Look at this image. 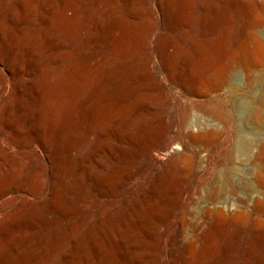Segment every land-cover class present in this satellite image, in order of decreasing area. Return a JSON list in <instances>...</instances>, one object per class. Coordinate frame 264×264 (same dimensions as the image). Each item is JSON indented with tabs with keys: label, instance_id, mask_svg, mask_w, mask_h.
Segmentation results:
<instances>
[{
	"label": "rangeland",
	"instance_id": "374dc122",
	"mask_svg": "<svg viewBox=\"0 0 264 264\" xmlns=\"http://www.w3.org/2000/svg\"><path fill=\"white\" fill-rule=\"evenodd\" d=\"M109 1L117 4L115 11L102 10L99 4L102 0H27L22 11L26 46L34 36L38 37L37 45L41 46L45 34L56 37V42H60V37L71 41L79 39L82 33L94 31L90 20L95 17L109 18L110 22L101 31L104 41L88 45L75 59H71L74 46L57 44L40 53L34 65L38 80L48 86L49 95L46 96L48 104L43 107L38 120L39 129L32 133L29 122L22 119L25 110L19 112L17 128H7L3 132L0 161H10V157H15L27 164L31 171L25 187L30 190L41 187L42 194L47 192L51 181L50 161H58L61 167H68L69 171L66 170L63 176L69 188H60L56 206L43 208L37 228L39 231H52L72 223L75 229L71 238L83 241L78 252L83 263L82 258L90 249L88 236L96 216L125 204L129 192L138 194L147 172L152 176L158 169L166 172L176 167L178 171H174L172 180L175 190L170 201H166L165 196L169 193L164 190L159 196L161 204L140 207L141 216L130 230L120 225L115 232L117 239L122 235L129 236L130 246L127 243L125 256L136 258L146 248L150 254L159 257L157 264H171L169 240L178 224H199L206 231L214 223L213 217L219 213L222 219L227 220L219 228V234L214 233L209 240L206 237V241L191 244L187 256L196 262L197 259L220 254L224 235L233 241L226 255L242 264L247 259L245 240L254 237L252 226L255 218L264 219L253 207L255 193L250 186L255 181L252 162L264 161V19L253 28L254 35L240 41L238 47L230 41L223 42L220 48L215 47L214 67L223 71L217 90H213L207 82L210 80L206 79L204 86L193 87L196 91H191V80L186 73L177 78V72L183 55L190 52L197 42L202 44L203 29L193 24V20L201 14V3L208 0H176L171 12L165 9L164 4L160 10L157 0H150V9H145L140 18L134 8L129 12L125 10L126 0ZM221 4L222 8L215 17L218 23L223 24V20L232 15L233 2L227 0ZM169 13L178 20L175 30L167 28ZM220 32L221 28L216 29L217 35ZM162 39H166L168 46L165 53L160 54L158 49ZM24 42L20 40L19 44ZM69 48L71 53L67 58L64 51H69ZM242 51L249 54L247 63L239 60ZM47 52L54 56L47 55ZM59 52L63 55L59 56ZM96 52L100 56L94 60L92 56ZM19 53L25 55V67L31 70L29 50H19ZM139 57L152 59L151 75L158 74L161 84L156 90L170 107L164 118L167 125L159 132L141 126L142 116L151 111L157 91L145 89L139 76L132 80L124 75L118 80V86L125 83L129 86L123 97L114 103L108 101L103 104L105 101L100 103L95 98L94 102L82 103L102 67L122 61L120 67L124 71H139L140 66L135 62ZM107 94L113 97L114 91L109 90ZM139 99H142L140 106L137 105ZM89 104L94 107H89ZM244 105L249 107L247 111L242 110ZM66 113L69 122L74 123L71 128L61 132L52 128L46 130L50 115L56 125ZM115 113L118 117L113 120ZM193 119H197L194 132L201 133L202 139L196 144L179 142L180 122ZM34 135L39 137L41 144H37ZM19 140L23 141L19 143ZM176 142H179L178 149L173 148ZM40 168L42 175L36 170ZM130 172L133 174L124 179ZM99 176H103L105 182L92 187L91 179ZM19 177V171L12 167L3 174L6 181L17 182ZM8 202L6 196L0 201V206ZM158 206L162 207V213L152 219ZM63 209L67 212L64 213ZM149 223L154 225L150 231L146 229ZM26 229L20 228L13 233H22ZM211 240L215 245L210 247L208 242ZM103 245L108 247L107 240ZM32 250L24 252L28 264L33 260L30 259ZM48 250L47 241L43 250L36 249L37 264H48ZM263 250L264 244L257 247L258 253L262 254ZM111 252L116 253V249Z\"/></svg>",
	"mask_w": 264,
	"mask_h": 264
},
{
	"label": "bare ground",
	"instance_id": "6f19581e",
	"mask_svg": "<svg viewBox=\"0 0 264 264\" xmlns=\"http://www.w3.org/2000/svg\"><path fill=\"white\" fill-rule=\"evenodd\" d=\"M107 1L109 0H102V2H99L102 10L115 11L117 4L114 1H109L110 3ZM175 1L176 0H157V4H159L158 8L162 10V4H164L166 6L165 9L171 12L170 10L173 9ZM220 1L221 0H208L206 3L202 2L201 7L203 8L201 14H199L197 20H193V24L196 23V25L202 27L204 39L202 44H199V42H197L196 45L193 44V49L183 55L177 72V78H180L182 73H186L187 77L191 80V91H194L196 87L204 86L203 82L206 79L210 80L207 81L209 86L213 90H217L223 71H218L215 69L216 67H214L215 56L217 55L215 47L218 46L217 48H220L221 46L219 47V45L226 41L233 42V45L238 47L240 41H244L247 36L251 37L254 35L253 28L264 19V0H232L233 10H231L232 13L230 12L232 15L230 18L224 19L223 24H220L215 15L222 8V1L224 2L227 0H222L219 4ZM26 2L27 0H0V142L3 140V132L5 129L9 128L12 130L17 128L16 120L19 116V112L22 110H25L22 119H24L25 122H29L30 131L35 133L39 129L38 120L43 107L48 104L46 96L49 95L48 86H45V83L42 84L39 82V74L34 65L40 53L45 50L49 51L52 49L53 45L55 46L57 44H61L65 47L74 46L72 52L73 57L71 59H75L77 55L83 54V50L88 48V45H98L100 42L104 41V35L101 31L110 22L109 18L95 17L90 20V25L94 31L84 33L80 31L82 34L80 36L78 35L79 39H72L71 41L66 37H60V42H56L58 40L56 37L54 38L53 36L45 34L41 46L40 44L37 45V36H34L26 46L23 35L24 17L22 16V11L25 8ZM126 4L128 5H126L125 10L129 12L134 8L138 12L139 18L142 17L140 15L143 14L145 9H150V0H126ZM167 20L168 29H177L179 23L174 14L170 15L169 13ZM218 28H221V32L217 35L216 29ZM20 40L24 43L19 44ZM167 46L168 42L166 39H162L158 52L160 54L165 53ZM19 50H29L30 58L28 62L31 65V70L28 71L26 69L25 55L19 53ZM47 53V55L54 56L52 52ZM64 53L66 54L65 57H70V48L69 51L66 50ZM58 55L62 56L63 52H59ZM222 55L224 56L225 54L222 52ZM55 56L57 55L55 54ZM99 56L100 53L96 52L93 54L92 58L96 60ZM160 56L163 58L162 55ZM239 58L240 61H245L247 63L246 59H249L248 52L242 51ZM135 62H138L140 66L139 71H124L122 67H120L123 64L122 61H117L106 67H102L98 72L97 80L94 82L93 88L85 95L84 99H82V103L84 101L94 102V98L100 103L105 101L103 104L108 101L114 103L115 100L122 98L129 84L125 83L124 85L118 86L117 83L124 75L132 80H135L136 77L139 76L142 80L141 84L145 89L154 90L155 92L157 88L160 89L161 84L158 74L151 75L150 72V66L153 63L152 59H142L139 57V60L137 58ZM182 84L184 85V83ZM231 88L232 87H230V91H232ZM109 90L114 91L113 97H111V95L108 96L107 92ZM155 94L156 96L151 107L152 109L150 112L143 114L141 126L148 127L150 130L153 129L154 132H159L167 125L164 118L169 112L170 107H168L163 98H160V93L158 91ZM141 100L142 99L138 100V106L142 103ZM91 106L89 104V107ZM248 108L247 105H244L242 110L247 111ZM87 112L89 113L90 110ZM52 113L55 114L54 111ZM67 115L68 113H66L63 119L58 121L56 125H54L55 119L50 115L45 124L46 130L49 131V129L52 128L55 132H61L71 128L74 123L71 124L69 122ZM117 117L118 115L116 113L112 115L113 120ZM193 120L194 121L183 120L180 122L179 132H181V137L179 142L183 141L189 144H196L202 139L203 135L201 133L194 132L197 129V119ZM102 134H105V132L102 131ZM34 138L37 144H41L39 137L34 135ZM22 141L23 140H19V143ZM179 142H176L173 148L178 149ZM1 154L2 148L0 143V155ZM9 160L10 161H0V201L6 196L9 201L8 204L0 206V264H10L12 260V264H28V259L25 260L26 256L24 254L27 249L28 251L33 249L30 256V259H33L31 264H37L36 249L38 248L39 251L43 250L46 241L49 246L48 264L158 263L159 257L150 254L146 248L144 249L145 252L142 255L136 256V258L126 257V246L129 242V236L128 234L125 236L122 235L117 239L115 237V232L118 231L120 225H123L126 230H130L136 219L141 216L140 207L147 206V204H161L162 202L159 203V196L164 190H168L169 194L165 196V199L167 202L168 200L170 201L171 195L175 190L172 180L175 174L174 171H178L176 167H171V169H168L166 172H162L158 169L152 176L147 172L143 176L145 180L138 194L133 195L132 192H129L125 204L112 207L106 212L99 213L96 216L88 236V246H90V249L88 248L89 251L82 258L84 260L83 263L81 258L79 259L80 254H78L80 248H82L83 241H81L82 239L78 240L71 238V232L75 229V226L73 227L71 225L72 223L70 224L68 222L63 226L56 227L52 231H47L46 229L39 231L37 228V220L40 218L43 208L56 206L55 200L59 197L60 188H69L68 181L63 176L64 173L69 171L68 167H61L58 161H50L51 181L47 192L42 194L41 187L32 190L25 187V182L30 175V167L22 161H18L15 157H10ZM82 162L83 161H81V166L84 167ZM252 163L254 164L253 169L255 172L254 184L250 185L255 193L253 196V207L257 208L264 217V161H253ZM10 167L15 171H19L20 177L17 182L3 179V174ZM36 170L39 175H42L41 168ZM132 174L133 172L126 174L124 179H128ZM104 179L103 176L91 179V186L94 187L98 184H102L105 182ZM161 210L162 207L158 206L153 213L152 219H156ZM63 212L66 213L67 209H63ZM218 214L213 217L215 221L206 231H204V228L199 224H178L174 235L169 240L168 250L171 264H240L238 261L226 255L232 248L233 241L224 235L220 243V254H212L206 259H197L196 262L191 261L187 256L188 248L191 244L206 241V237L209 240V238L213 237L214 233L219 234V228L223 225L222 223L227 222V220L222 219L223 216ZM255 219L252 226L254 237L252 240H245L247 259L242 264H264V250L262 254L257 251V247L264 244V219L260 217ZM149 224L150 225L146 226V229L150 231L153 229L154 225L151 223ZM238 226L240 228L242 227V225ZM25 227L27 228L26 231L22 233H13V231ZM48 237L50 240H48ZM99 238H103L104 241L107 240V248L103 245L104 241ZM71 239L72 241H70ZM208 243L210 247L215 245V243L213 245L212 240ZM128 245L130 246V243H128ZM114 249H116V253L111 252V250Z\"/></svg>",
	"mask_w": 264,
	"mask_h": 264
}]
</instances>
